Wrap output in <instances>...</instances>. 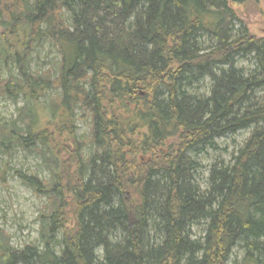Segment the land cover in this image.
I'll use <instances>...</instances> for the list:
<instances>
[{
  "label": "trees",
  "instance_id": "1",
  "mask_svg": "<svg viewBox=\"0 0 264 264\" xmlns=\"http://www.w3.org/2000/svg\"><path fill=\"white\" fill-rule=\"evenodd\" d=\"M242 2L0 0V98L23 105L0 155L46 172L18 174L44 199L39 237L13 248L0 229V264H264V39ZM42 44L56 73L30 70Z\"/></svg>",
  "mask_w": 264,
  "mask_h": 264
},
{
  "label": "rangeland",
  "instance_id": "2",
  "mask_svg": "<svg viewBox=\"0 0 264 264\" xmlns=\"http://www.w3.org/2000/svg\"><path fill=\"white\" fill-rule=\"evenodd\" d=\"M2 13L4 10L0 7ZM239 22L248 29L249 33L257 38L264 39V5L261 0H244L241 4H233ZM0 33L2 31L0 30ZM31 71H45L52 67L56 73L59 56L52 51L48 44L39 46L30 56ZM249 68V63H241ZM14 74L15 71H13ZM1 76L6 78V69H1ZM203 89V90H202ZM201 91L206 88L202 86ZM23 107L21 101L16 104L0 98V125H7L17 118V111ZM80 116V115H78ZM88 133V124L77 123L79 136ZM246 134L240 133L234 137L221 139L212 151H207L198 157L202 165L199 180L206 176V171L216 160L229 161L232 154L242 145ZM3 172V174H2ZM38 174L46 177V172L41 168V162L33 154H25L15 149L10 156L0 155V229L10 239L13 248H22L33 244L38 240V222L40 211L44 205V199L33 194L32 190L23 184L18 174ZM4 175V176H3ZM3 177V179L1 178ZM242 255L231 256L226 264H240Z\"/></svg>",
  "mask_w": 264,
  "mask_h": 264
}]
</instances>
